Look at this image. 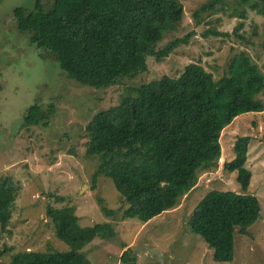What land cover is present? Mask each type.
Here are the masks:
<instances>
[{"label":"trees","instance_id":"16d2710c","mask_svg":"<svg viewBox=\"0 0 264 264\" xmlns=\"http://www.w3.org/2000/svg\"><path fill=\"white\" fill-rule=\"evenodd\" d=\"M226 9L242 21L237 29L248 13L264 20V0H208L194 16ZM13 16L18 32L28 33L31 44L48 51L69 79L95 89L147 72L149 59L168 58L193 36L187 33L161 46L182 23L178 0H34L32 10L17 8ZM263 93L264 74L244 51L219 79L201 64L188 63L177 77L165 75L128 89L116 106L98 112L86 126V156L98 161L94 185L102 176L113 181L127 205L123 221L147 224L174 210L202 172L218 169L223 130L242 114L264 112ZM54 114V105L44 110L35 104L23 124L47 127ZM249 142L248 136L238 137L234 159L224 164L236 172L241 193L208 192L185 224L219 263L234 259L235 234L249 237L261 214L258 197L247 193L252 179L245 167ZM17 190L12 178H0L2 234L9 233ZM52 198L65 203L63 197ZM98 203L105 216L115 217L103 200ZM47 218L69 250L21 251L11 255L9 264H91L83 250L96 240L117 238L111 224L82 228L71 207L49 206ZM130 259L128 248L121 261L135 262Z\"/></svg>","mask_w":264,"mask_h":264},{"label":"rangeland","instance_id":"374dc122","mask_svg":"<svg viewBox=\"0 0 264 264\" xmlns=\"http://www.w3.org/2000/svg\"><path fill=\"white\" fill-rule=\"evenodd\" d=\"M178 1L183 7L182 23L161 46L193 33L188 44L162 61L149 59L145 73L116 86L95 89L69 79L48 51L31 44L28 33L18 32L13 12L17 8L32 10L34 0H0V178L10 177L18 187L9 233L0 232V264H9L11 255L21 251L69 250L57 239L47 218L49 206L75 209L82 228L113 225L115 240H96L83 250L91 264H264V112L236 117L222 132L218 169L202 172L197 186L174 210L147 224L121 219L127 205L111 179L102 176L93 183L98 161L86 156V126L98 112L116 106L128 89L165 75L177 77L188 63L201 64L219 79L241 51L264 74L261 17L248 13L237 29L242 21L234 11L220 10L196 18L194 13L208 0ZM215 31L228 36L216 37L212 35ZM35 104L44 110L54 105L55 114L47 127L23 124L27 110ZM241 136L251 138L245 163L252 172L247 193L258 197L261 214L249 237L235 234L234 259L219 263L207 243L190 234L185 224L208 192L241 193L236 172L224 169V164L234 159V144ZM52 196L63 197L65 203L57 204ZM98 200L115 212L114 218L104 215ZM128 248L133 263L121 261Z\"/></svg>","mask_w":264,"mask_h":264}]
</instances>
